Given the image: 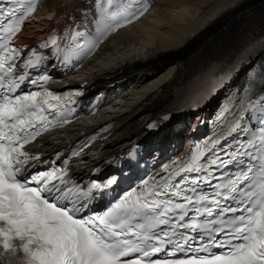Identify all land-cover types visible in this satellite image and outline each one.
<instances>
[{
  "label": "snow or ice",
  "instance_id": "obj_1",
  "mask_svg": "<svg viewBox=\"0 0 264 264\" xmlns=\"http://www.w3.org/2000/svg\"><path fill=\"white\" fill-rule=\"evenodd\" d=\"M94 3L99 14L96 39L75 43L85 33L73 29L74 43L68 51L57 46L66 59L88 54L101 37L106 39L123 27L121 20L131 22L129 17L136 15V0H124L115 11L100 0ZM36 7L37 0H0V264H264V63L260 71L245 73L244 95L235 105L238 111L233 96L228 97L217 117V132L119 196L104 211L87 215V204L80 203L81 199L91 197L93 190L110 188L116 178L91 183L82 192L78 186L69 187L67 161L61 167L32 171L42 161L27 146L67 124L64 102L81 94L57 95L47 90L48 76L32 79L27 71L35 69L43 57L33 53L18 64L20 51L8 46L21 31L23 18ZM48 43L57 45L52 37L41 47ZM257 52L264 61V37L226 65L206 85L201 99L215 96L226 81L244 71L246 58ZM26 82L39 90L22 91ZM246 113H252L261 125L259 134L236 151H225L224 143L242 130ZM241 156H249L254 166L227 176L214 175ZM216 179L221 182L213 184ZM197 237L203 242L193 247ZM213 248L223 251L213 252ZM160 254L166 258H158Z\"/></svg>",
  "mask_w": 264,
  "mask_h": 264
},
{
  "label": "bare ground",
  "instance_id": "obj_2",
  "mask_svg": "<svg viewBox=\"0 0 264 264\" xmlns=\"http://www.w3.org/2000/svg\"><path fill=\"white\" fill-rule=\"evenodd\" d=\"M88 1L42 0L36 18L24 26L20 42L32 43L45 36L57 15ZM263 34L264 0H158L150 15L119 31L79 75L71 76L77 84L86 81L89 94H106L102 105H110L122 91L116 100L121 106L108 107L112 112L92 117L82 126L59 131L53 142L44 138L41 147L46 151L54 145L63 148L79 139L82 131L105 124L112 127L103 136H110L106 146L98 143L92 149L98 151L96 159H108L132 142L144 145L161 139L167 145L176 121L189 123L195 116L197 125L204 118V109L198 113L190 106L193 87L209 79L218 63L233 59ZM54 73L63 76L66 70ZM166 115L169 118L164 120ZM150 124L157 126L150 128ZM196 125L185 138L194 135ZM90 162L96 166L94 159Z\"/></svg>",
  "mask_w": 264,
  "mask_h": 264
}]
</instances>
